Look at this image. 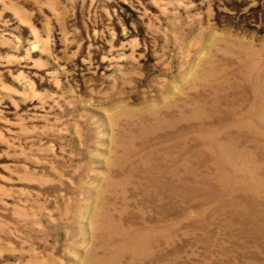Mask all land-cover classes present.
Here are the masks:
<instances>
[{"label": "rangeland", "instance_id": "obj_1", "mask_svg": "<svg viewBox=\"0 0 264 264\" xmlns=\"http://www.w3.org/2000/svg\"><path fill=\"white\" fill-rule=\"evenodd\" d=\"M0 264H264V0H0Z\"/></svg>", "mask_w": 264, "mask_h": 264}]
</instances>
